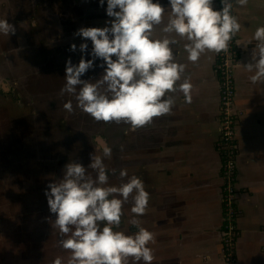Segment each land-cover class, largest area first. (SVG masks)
<instances>
[{
  "label": "clouds",
  "instance_id": "clouds-1",
  "mask_svg": "<svg viewBox=\"0 0 264 264\" xmlns=\"http://www.w3.org/2000/svg\"><path fill=\"white\" fill-rule=\"evenodd\" d=\"M221 9L214 10L213 0H168L170 15L162 28L165 34H175L187 42L183 45L188 60L195 63L201 54L211 51L227 52L229 43L240 30L241 24L232 14L233 0H220ZM248 0H235L245 6ZM102 6L105 0H99ZM106 15L112 18L104 27H82L74 35L90 40L91 59L82 55L77 64L69 58L65 62V84L61 94L72 95L77 107L96 121L125 122L132 130L144 127L153 118L169 115L175 99L168 95L177 91L186 65L178 63L173 45L179 41L164 35L154 37L156 26L163 22L164 6L159 0H106ZM110 25V26H109ZM0 33L9 36L15 28L6 19H0ZM258 51L252 62L243 67L254 72L252 83H264V26L254 33ZM251 43V41H249ZM88 44L81 43L79 50L86 52ZM77 50L76 44L70 51ZM258 57V58H257ZM97 59L103 61L100 78L83 80L82 76L93 69ZM190 78L179 84L185 103L192 102ZM71 113L73 104L63 105ZM237 150V147H236ZM102 156L91 155V162L83 166L78 162L67 163L59 182L47 185L44 195L49 211L55 214L59 229L58 243L70 252L67 264H129V260L152 264L154 254L148 245L154 234L140 226L137 217L143 216L149 205L150 194L143 180L128 176L121 169L119 186L109 185V169L104 158H111L112 149L104 146ZM91 168L95 178L88 174ZM115 173V169L111 170ZM132 198L129 223L138 228L128 235L114 230L121 223L123 205ZM66 237V238H64ZM52 264H63L57 256Z\"/></svg>",
  "mask_w": 264,
  "mask_h": 264
},
{
  "label": "rangeland",
  "instance_id": "rangeland-1",
  "mask_svg": "<svg viewBox=\"0 0 264 264\" xmlns=\"http://www.w3.org/2000/svg\"><path fill=\"white\" fill-rule=\"evenodd\" d=\"M106 7V0L102 6L99 0H0V19L15 28L9 36L0 33V87H14L19 97L11 101L0 93V264H52L57 256L67 264L70 252L58 243L55 214L44 192L63 177L67 163L87 168L91 155H103L102 146L93 140L98 132L107 134L105 146L112 149L111 158H104L109 185L126 182L113 177L118 159L131 162L125 168L128 173L146 178L148 167L156 162L149 155L166 152L168 137L161 136V124L132 130L123 121H96L76 106L72 95L61 94L66 60L77 64L82 55L92 58L91 41L74 34L82 27L106 26L112 19ZM85 42L88 49L81 53L79 45ZM71 44L77 45L75 52ZM102 63L97 59L81 79L100 78ZM68 100L71 113L63 107ZM156 133L160 135L153 146L150 137ZM87 171L95 178L94 170ZM131 208L128 203L125 217L131 216ZM123 232L130 235L129 230Z\"/></svg>",
  "mask_w": 264,
  "mask_h": 264
},
{
  "label": "crops",
  "instance_id": "crops-1",
  "mask_svg": "<svg viewBox=\"0 0 264 264\" xmlns=\"http://www.w3.org/2000/svg\"><path fill=\"white\" fill-rule=\"evenodd\" d=\"M159 2L166 8L163 22L153 35H169L179 41L172 46L174 56L186 69L177 82V91L168 94L175 99L171 114L149 124L148 129L161 124V136L168 139L166 152L157 153L155 164L148 167L144 185L150 194L149 205L137 219L155 236L148 245L154 254L152 264H224L223 177L215 149L220 135V93L213 65L216 53L206 51L197 62L189 61L183 47L187 41L162 32L170 7L168 0ZM216 2L213 0V8ZM234 16L241 24L236 33L234 69L235 104L241 111L235 124V264H264V83H252L254 72L243 67L258 51L254 33L264 26V0H248L245 6L235 3ZM184 78H190L193 85L191 103H185L179 91ZM170 138L175 141L169 142ZM141 179L144 182V177ZM137 231L129 224L130 235ZM130 264L144 262L131 260Z\"/></svg>",
  "mask_w": 264,
  "mask_h": 264
},
{
  "label": "built area",
  "instance_id": "built-area-1",
  "mask_svg": "<svg viewBox=\"0 0 264 264\" xmlns=\"http://www.w3.org/2000/svg\"><path fill=\"white\" fill-rule=\"evenodd\" d=\"M222 7L220 0H217L214 10ZM235 11V0H233L232 14ZM236 36L229 43L227 52L216 53L214 68L217 74L220 106H219V130L220 135L215 144L221 164L223 177V198L225 220L222 227L224 232L222 259L224 264H235V243L237 228L235 226V181H236V116L241 113L235 104V79L234 69L237 61Z\"/></svg>",
  "mask_w": 264,
  "mask_h": 264
},
{
  "label": "flooded vegetation",
  "instance_id": "flooded-vegetation-1",
  "mask_svg": "<svg viewBox=\"0 0 264 264\" xmlns=\"http://www.w3.org/2000/svg\"><path fill=\"white\" fill-rule=\"evenodd\" d=\"M4 86V85H3ZM2 86V87H3ZM156 118H158V117H156ZM156 118H153V120H156ZM97 135H101V136H97ZM106 136H107V134L105 133V132H103V131H101V132H98V134H96L94 137H93V140L96 142V143H98L100 146H102V148L105 146V144H106V140L107 139H105L106 138ZM155 136H151L150 137V139L152 140V145L153 146H155V145H157V142H155ZM98 139H101L102 140V142L103 143H100V142H98ZM104 139V140H103ZM157 139V138H156ZM153 148V147H152ZM157 149H159V147H157ZM122 151L123 150H121L120 149V151L118 152L119 153V156H120V158H122ZM155 155H157V153H154V154H151V155H149L150 156V159L152 160V162H154V161H156L157 160V158H155ZM144 160V159H143ZM142 160V161H143ZM138 163H139V160H138ZM151 163V162H150ZM127 165V166H126ZM130 165H131V162L129 163V162H126V163H124L123 161H120L119 159H118V164H117V167L115 168V173L113 174V177H115V180H117L116 178H118V179H120V181H121V178H119V171L121 170V169H125V168H128V167H130ZM137 171H138V169H137ZM129 173H131V176L132 175H134V173L131 171H129ZM128 173V174H129ZM145 175V174H144ZM108 176H109V172H108ZM146 182H147V177L146 178H144V184H146ZM130 201V202H129ZM129 201L126 203V204H124L123 205V209H122V211H123V215H122V217H121V223H120V227H118V228H115V230H117V231H124V230H129V220L132 218V213H131V216L129 217V218H127V217H125L124 216V212L127 210V208H128V203H129V207H132V198L130 197L129 198Z\"/></svg>",
  "mask_w": 264,
  "mask_h": 264
},
{
  "label": "trees",
  "instance_id": "trees-1",
  "mask_svg": "<svg viewBox=\"0 0 264 264\" xmlns=\"http://www.w3.org/2000/svg\"><path fill=\"white\" fill-rule=\"evenodd\" d=\"M5 90H4L3 87H0V93H2L3 95L6 94V96L9 97V98H6V99H10L11 101L19 100V97L16 94V91L14 90V87L11 86L9 89H5Z\"/></svg>",
  "mask_w": 264,
  "mask_h": 264
},
{
  "label": "water",
  "instance_id": "water-1",
  "mask_svg": "<svg viewBox=\"0 0 264 264\" xmlns=\"http://www.w3.org/2000/svg\"><path fill=\"white\" fill-rule=\"evenodd\" d=\"M4 89H8L5 85L3 86ZM98 142L103 143L101 139H98Z\"/></svg>",
  "mask_w": 264,
  "mask_h": 264
}]
</instances>
